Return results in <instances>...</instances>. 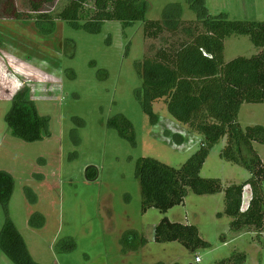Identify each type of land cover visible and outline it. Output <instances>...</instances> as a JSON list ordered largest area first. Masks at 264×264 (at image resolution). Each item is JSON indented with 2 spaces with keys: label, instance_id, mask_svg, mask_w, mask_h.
<instances>
[{
  "label": "rangeland",
  "instance_id": "374dc122",
  "mask_svg": "<svg viewBox=\"0 0 264 264\" xmlns=\"http://www.w3.org/2000/svg\"><path fill=\"white\" fill-rule=\"evenodd\" d=\"M66 1L57 0L49 10L56 12ZM148 1L146 19H162L168 4L180 2L185 25L196 22L197 13L185 0ZM16 2L19 9L31 11L30 0ZM206 4L212 15L225 12L232 19L264 21V0ZM93 7L92 2L85 5L82 24L92 17ZM178 37L170 32L145 37L144 21L124 26L120 20H106L94 32L57 20L52 33H43L34 21L0 19V170L15 180L8 208L0 203V232L9 217L37 262L220 264L243 253L246 259L240 264H264V230H231L233 218L224 214V192L198 195L189 190L185 202L167 213L156 207L143 210L137 160L153 157L180 167L203 138L177 120L164 100L153 104L158 118L152 122L136 95L142 85L136 61ZM259 51L248 35L225 39V62ZM23 89L29 90L39 114L49 119L42 138L34 142L15 136L6 121L14 95ZM118 114L133 123L135 143L110 126ZM238 120L243 128L264 126V103H244ZM226 142L224 137L215 144L201 169L202 177L218 178L224 187L241 184L251 175L243 165L221 157ZM255 149L264 162V144L255 143ZM87 172L95 178L89 179ZM250 199L246 186L243 209ZM36 213L44 215L43 227L31 226ZM164 217L196 225L210 246L193 251L180 241L156 242L155 228ZM130 230L147 243L124 252L121 240ZM72 241L76 248L66 249ZM0 264H15L1 248Z\"/></svg>",
  "mask_w": 264,
  "mask_h": 264
},
{
  "label": "trees",
  "instance_id": "16d2710c",
  "mask_svg": "<svg viewBox=\"0 0 264 264\" xmlns=\"http://www.w3.org/2000/svg\"><path fill=\"white\" fill-rule=\"evenodd\" d=\"M16 1H3L0 19L34 21L43 33H52L57 20L94 32L106 20H120L124 26L144 21V35L148 38H159L165 32L180 35L152 55L136 61L135 67L142 80L136 95L152 122L158 118L153 112V104L164 100L177 120L203 138L198 150L180 167L153 157L137 160L136 177L141 186L143 210L156 207L167 213L185 202L189 190L198 195L224 192V214L233 218L231 230L251 227L264 230V162L254 146L255 143L264 144V126L243 128L238 120L244 103H264V21L232 19L225 12L212 15L206 0H185L197 13L196 22L188 25L183 22L180 2L168 4L162 19L149 20L146 19L150 7L148 0H67L56 12L49 8L57 0H30L31 11L19 9ZM89 2L93 3L94 12L82 24V12ZM231 35L250 36L260 51L251 57L239 56L225 62V39ZM6 121L15 136L28 142L41 139L49 124L48 117L39 114L28 89L14 95ZM109 124L123 138L135 143L133 123L124 114L116 115ZM224 137L227 142L221 157L227 162L243 165L251 173L245 182L225 187L218 178L201 176L212 148ZM183 139L181 135L180 141ZM87 177L95 178L88 172ZM246 186L251 190V199L243 209ZM14 188L12 174L0 170V203L6 209ZM27 191L32 200H36L32 190L27 188ZM30 224L43 227L44 215L34 214ZM155 241H180L193 251L210 246L200 236L196 225L173 222L168 217L156 226ZM121 243L124 252L136 251L147 243V239L138 231L130 230L124 234ZM0 248L15 264H42L34 260L24 237L9 217L0 232ZM75 248L76 243L72 241L66 249ZM245 259L246 255L242 253L221 260L220 264H240Z\"/></svg>",
  "mask_w": 264,
  "mask_h": 264
},
{
  "label": "built area",
  "instance_id": "2783aa9c",
  "mask_svg": "<svg viewBox=\"0 0 264 264\" xmlns=\"http://www.w3.org/2000/svg\"><path fill=\"white\" fill-rule=\"evenodd\" d=\"M200 260H201L200 257L197 256L196 261L199 262Z\"/></svg>",
  "mask_w": 264,
  "mask_h": 264
},
{
  "label": "crops",
  "instance_id": "0c3cea01",
  "mask_svg": "<svg viewBox=\"0 0 264 264\" xmlns=\"http://www.w3.org/2000/svg\"><path fill=\"white\" fill-rule=\"evenodd\" d=\"M254 146H255V144H254ZM248 187V186H247ZM249 188V187H248ZM244 204V203H243Z\"/></svg>",
  "mask_w": 264,
  "mask_h": 264
}]
</instances>
